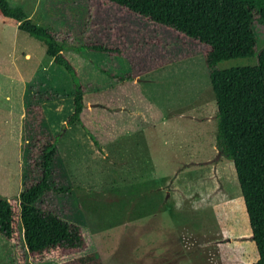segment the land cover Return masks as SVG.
<instances>
[{"label": "rangeland", "instance_id": "obj_1", "mask_svg": "<svg viewBox=\"0 0 264 264\" xmlns=\"http://www.w3.org/2000/svg\"><path fill=\"white\" fill-rule=\"evenodd\" d=\"M8 2L72 39L74 47L63 53L77 73L55 64L43 41L0 12V199L41 177L38 148L82 89L80 118L60 136L54 163L55 180L71 189L51 193L47 203L91 231L104 264L255 261L234 167L216 144L217 105L204 46L100 0ZM254 30L261 49L258 16ZM95 38L125 44V55L79 49ZM153 38L159 44L132 47ZM256 63L255 55L218 67ZM130 72L134 78L124 77ZM0 264H16L1 233Z\"/></svg>", "mask_w": 264, "mask_h": 264}, {"label": "trees", "instance_id": "obj_2", "mask_svg": "<svg viewBox=\"0 0 264 264\" xmlns=\"http://www.w3.org/2000/svg\"><path fill=\"white\" fill-rule=\"evenodd\" d=\"M123 13L134 14L185 36L200 45L217 105L216 144L231 159L242 193L258 257L264 264V47L257 48L254 20H264V0H100ZM0 12L19 29L43 41L52 61L70 74L75 65L63 53L74 47L69 37H59L50 27L33 22L21 6L0 0ZM156 43L145 39L134 46ZM127 46L95 38L79 49L125 55ZM131 48V47H129ZM257 57L254 65L219 68L218 63L238 57ZM134 66L133 61L129 62ZM124 77L134 78L133 72ZM123 79V78H122ZM70 113L48 141L40 145L35 164L41 177L25 184L18 195L0 199V233L14 248L16 264H104L91 231L83 223L51 209L47 198L63 194L70 186L55 180L57 144L66 126L79 120L85 101L82 89L72 95Z\"/></svg>", "mask_w": 264, "mask_h": 264}]
</instances>
